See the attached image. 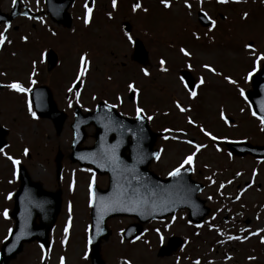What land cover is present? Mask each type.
Wrapping results in <instances>:
<instances>
[{"label": "rangeland", "instance_id": "1", "mask_svg": "<svg viewBox=\"0 0 264 264\" xmlns=\"http://www.w3.org/2000/svg\"><path fill=\"white\" fill-rule=\"evenodd\" d=\"M3 2H7V0ZM134 2L136 0H117V7L113 9L111 0H93L92 4L87 5L92 8L93 21L85 25L83 23L84 0H75L70 7L75 23L74 25L72 23L73 27L70 31H65L70 35V38L67 39L66 36L64 38L66 53H64L65 47L58 48L62 60L59 68L52 76H45L44 73L41 76V65L38 67L36 64V75L32 78L36 80V84L40 81L48 84L55 95L62 99L64 90L69 88L66 83L73 78V73L66 70L73 68L75 72L78 51L87 49L89 58H91V66L90 72L86 76V84L81 89V96L76 97L71 93L67 103L75 100L81 102L83 110H90L100 99L109 104L118 103L115 101V96L120 95L123 97L124 103L117 108L124 115L133 116L135 109L133 103L127 100L129 92L126 91V82L130 78L134 79L141 89L140 106H144L146 112L148 111L149 115L153 116L149 123L154 130H157V124L163 116L161 112L154 114L152 107L146 103L148 100L156 105V98H158L159 104L164 102L167 105L166 107L162 106L163 110L171 109L170 111H173L171 118H165L166 123L175 118L173 133L165 134V136L176 135L178 137L177 140L168 139V142L172 141L170 144L174 150L172 153L167 150L162 157L156 160L152 166L154 171L164 175L181 160L180 158L185 152L194 151L191 145L184 143L185 140L192 139L195 143H204L206 147L208 146L194 157L192 174H209L211 176L214 172H209L210 169L207 168L213 169L215 168L213 166H217L221 171L214 175V181L207 187L212 186V190H218L217 185L227 186L226 183H223L225 178L233 176V171L240 168L249 172L251 165L246 163L247 159L242 160L241 158L233 159L230 164L226 163V157L219 155L215 143L204 136L199 128L197 130V127L194 128L193 125H185V122L190 116L206 131L217 132V134L228 132L252 142L260 138L258 142L262 140V134L257 127L258 121L251 115L249 107L239 94V89L243 88L247 69L252 68V57L243 45L251 40L257 49V54L264 50V4L261 3V0H240L239 3L221 5L216 3V0H204L203 10L212 18L215 17L218 22L215 29L208 32V28L201 27L197 22L199 9L196 0H189V3L193 5L191 15L184 7V0H172L170 10L164 9L159 0H140L142 7L148 9L146 13L140 10L132 12L131 7ZM244 12L249 14L246 20L241 19ZM108 13L112 14L111 19H109ZM125 21L131 24L130 34L133 38H139L148 52L146 68L150 69V77H144L140 72L142 67L130 58L132 44H129L124 38V31L120 26ZM48 23L59 33L58 26L48 20L41 25L46 26ZM43 29L44 27L41 29V34L44 32ZM193 32L199 36V39L192 36ZM205 33L208 34L205 35ZM44 35L46 36V45L52 47L59 45L58 40L50 37L52 34L49 31ZM47 39L51 41L49 42ZM78 41H82V43H78ZM180 47L191 51L192 57L189 59L180 54L178 51ZM7 54L6 51L2 54L4 56L0 57V66H2L0 68L6 69L7 72L6 76H2L0 79L4 84L10 83L13 79H19L25 87H29L28 75L22 74L17 68L20 66L19 60L13 61L7 58ZM162 57L167 61L166 67L169 68L167 73L160 71L158 67V61ZM203 63L211 64L222 75L214 76L208 73L201 67ZM187 64H191V69L185 67ZM22 65L25 66V64ZM24 70L30 73L31 64H28ZM180 70H188L191 76H204L206 83L199 88L197 100H188L187 94L182 91L178 79ZM223 75L231 76L237 81V84L235 86L228 84L223 80ZM109 76L112 77L111 80H108ZM94 96L96 99H93ZM174 99H179L184 107L190 108L191 106V110L180 113L173 104ZM57 102L61 106L62 100H57ZM28 103L27 94L16 93L7 88L0 93V124L8 130L6 133L7 147H4V152L6 155L19 158L30 178L41 183L44 189L49 191L59 189L61 205L54 227L49 234V250H42L35 241L26 242L8 264H59L60 257H64L65 264H89V259L85 258V244L87 243L90 219V196L87 190H89L92 177L101 188L106 187L107 178L103 175H92L90 169L76 170L74 163H66L64 175L62 178H57L48 161L53 157V151L56 149L61 151L64 158L67 157V153L70 151L69 128L66 125L57 132L53 129L49 119L37 116L34 119L28 111ZM195 106L198 108L199 115L194 113ZM221 108L227 116L231 117V124H223L219 119ZM71 119L72 117L67 121ZM178 129L183 131H176ZM86 131L88 135L84 143L90 146L93 143V126L87 127ZM219 138L222 139V137ZM163 142L160 140V143ZM25 148L29 150V157L24 154ZM6 155L0 154V243L7 236L9 229L13 227V220H10L9 217L5 219L2 215L5 209L9 212L12 208V196L10 199L6 197L9 193H13L14 187L17 188L10 179L13 164L6 158ZM43 161L45 164L42 166L40 163ZM67 176L70 177L68 188H66L68 185ZM257 210L252 204L247 209L250 216L256 217L260 221L264 217V211L261 213V210L256 212ZM185 213V211H180L175 214V221L171 218L170 221L166 220L163 223L164 226L168 225L165 231L160 232L164 236V240L171 232L179 234L184 240L178 251L168 256L156 255L161 242L154 230L155 223L151 224L150 229L145 232L148 236L128 244L122 240L121 230L133 219L120 217L109 220L112 232L106 240L100 243V253L105 264H124L125 260L131 261V264H194L197 260L199 264H210L209 262L212 261H217L220 264L224 260L227 261L226 264H255L256 261H259V264H264V246L255 247L256 261L245 262L239 257L247 254L249 249H245L242 253L240 251L246 245L255 246L251 241L239 245L240 240L224 239L222 236L211 238L205 235L207 233L206 226L200 228V232L206 233L199 234L201 236L197 235L199 237L196 238L191 232L190 223L188 224L184 220ZM69 216L71 222L68 239L66 243H62L64 228L69 223ZM42 255L46 256L43 260L41 259ZM237 260L242 261L237 262Z\"/></svg>", "mask_w": 264, "mask_h": 264}, {"label": "water", "instance_id": "2", "mask_svg": "<svg viewBox=\"0 0 264 264\" xmlns=\"http://www.w3.org/2000/svg\"><path fill=\"white\" fill-rule=\"evenodd\" d=\"M72 0H49L52 5L51 15H59L55 20L69 25V17L65 12ZM48 2V0H47ZM57 4L62 5L58 14ZM198 19L202 25H208L207 20ZM125 31L130 30L128 23L123 24ZM133 59L145 63L147 51L139 39L134 40ZM49 68L54 64L52 52L48 55ZM185 76H189L183 72ZM252 89L246 92L253 110L258 116L264 115V64L251 78ZM31 98L34 104L38 105V96ZM48 92V91H47ZM49 93V92H48ZM49 97L46 103L50 104ZM54 113V108L50 107L49 112L42 111L41 115ZM85 123L95 125V144L87 148V164H91L97 171L108 173L109 187L106 190H99L94 187L92 200L91 217V253L90 257L93 264H102L99 256V243L101 232L106 230L105 221L108 217L117 215H135L138 220L146 221L151 218H160L168 213H173L177 208L187 207L188 216L193 221L199 222L207 213L206 208L201 207V203L194 199L195 191L190 190L184 184H181L179 178L170 177L162 180L152 174L147 165L153 157L155 150H151L157 134L153 133L146 122V119L138 120L123 117L113 108L105 106V103L97 104L93 112L84 116ZM79 122V119L77 120ZM84 122H79L82 125ZM6 130L0 127V147L5 144L4 136ZM77 137V136H76ZM113 146L115 150L113 152ZM125 149L129 150L127 155L123 154ZM244 151L252 152V148H244ZM133 178L136 185H133ZM29 184L35 185L34 190L29 188ZM42 194V195H40ZM178 194L176 198H170ZM168 195L165 200L164 197ZM103 198V199H102ZM15 205L11 215L15 218V228L9 239L3 244L0 252V264H7L17 252L20 251L23 241L39 239L46 242L48 229L51 227L54 217L58 212L59 198L58 193H47L41 190L39 185L31 183L28 178L21 177V185L14 196ZM137 201H147L142 205H137ZM167 201V202H166ZM36 202H42V207H36ZM167 206L168 210L163 211L161 206ZM135 207V211L125 209ZM200 209H202L200 211ZM34 216H39L40 224L33 223ZM136 226L135 231H139ZM180 243L178 238H172L168 249ZM164 253H168L165 250Z\"/></svg>", "mask_w": 264, "mask_h": 264}, {"label": "flooded vegetation", "instance_id": "3", "mask_svg": "<svg viewBox=\"0 0 264 264\" xmlns=\"http://www.w3.org/2000/svg\"><path fill=\"white\" fill-rule=\"evenodd\" d=\"M3 1L4 0H0V31L3 30L5 22L10 23L12 27L8 29L6 33L8 38L11 40V43L10 44L6 43L3 47H0L2 51L0 57H3L4 55L2 54L7 51L8 53L7 58L13 61L19 60L18 64L20 65V67H18V69L22 72V74L26 73V75H29V73L25 71L24 68L28 64H31L32 60H36L38 67L41 65L42 68L41 76H43V73L45 76H52V74L54 73L53 70H55L57 65L61 64L62 61L58 48L65 47L64 53H66L65 52L66 42L64 41V38L66 36V38L68 39L70 38V35L66 34L65 31L66 30L70 31L73 27L72 23L73 25L75 23V20L72 18V13L70 12V7L73 4V2L70 4L68 9L70 15V25L67 27L63 25L62 22L56 24L51 20L48 13L46 12L44 0H38V2L37 0H17L15 5H13L12 0H7V2H3ZM85 3L86 0H84V4ZM23 13H27V16H32L35 18L28 19L27 16L23 15ZM41 19H43L44 22H47L48 20L49 22H52V24L53 23L56 24L58 26L59 33L55 31V29H53L54 27L51 26L49 23L46 26L43 24L41 25L40 22ZM213 19L216 21L215 18ZM42 27H44L43 29L44 32L41 34ZM48 31L50 32V34H52L50 35L52 39L55 38V40H58L59 43L58 46L52 47L46 45L47 44L46 36L44 34H46V32ZM53 33H55V35H53ZM78 34L79 32L77 33V35ZM25 35L29 37V40L27 42H24L20 39L21 36H25ZM47 41L50 42L51 40L47 39ZM78 43H82V41H78ZM49 48L53 49L57 55L56 66L50 72L46 69L45 60L43 63H41L39 59V53ZM82 52H86V50L82 49L78 51V53H82ZM13 53H15L16 55L13 56ZM23 59H25L24 60L25 62L24 61L22 62ZM22 64H25V66H23ZM66 71L75 74L73 68L71 70H66ZM0 72L7 73L6 69L3 68L2 69L0 68ZM71 82L72 80L70 82H67L66 83L67 86H70ZM0 83H2L1 79H0ZM41 83L43 82H40L38 84ZM85 84H86V76L84 77V83L82 85L79 84V82H77L75 86L72 83V87H74L75 90L81 92V89H83L82 87H84ZM3 90H5V88L0 89V93ZM51 92L57 106H59L57 100H62V104L61 106H59L60 108L59 107L58 108L63 112H65L67 120L71 118L72 113L76 106H78L81 110L83 109L81 102L75 100L73 102L71 101V106H69V102L67 103V99L69 98L70 94L73 93L75 95V91L68 92L67 89L64 90V95L62 99L60 98V96H56L53 90H51ZM219 135L226 136L225 134H219ZM196 136L199 137L198 135ZM240 139H244V138H240ZM160 140L164 142L160 143ZM157 141H159V143H157L155 147H157L159 150L163 149V151L161 152V157L163 153H165L167 150L168 151L170 150L171 153L174 150V147L173 146L171 147L170 144L172 141L169 140L168 142V140H165L163 137L158 139ZM217 143L221 145L223 151L218 153L219 155L226 157L225 158L226 163L230 164L233 161V159L237 160V158H241L242 160L247 159L246 163L250 164L251 168L249 169V172H247V170L243 168L233 171L234 173L233 176H228L223 180V183H226L227 186L221 188L220 185H217L218 190H212V186L207 187V185L211 184L214 181V175H216V173L218 174L219 171H221V169H218L217 166H213L215 167L213 169H211V167L207 168L210 169L209 172L211 171L214 172L211 176L209 174H203V175L197 173L192 174L193 178L197 182L203 184V188L198 195L201 199L204 200V203L208 207L209 212L207 217L204 218L200 224H191L190 229L193 236H195L196 238L201 236L199 234L206 233V232H200V228L202 226H206L207 233L205 235H208L211 238L222 236L224 239H227L230 236L231 237L239 236L241 237L239 245L246 244L247 242L251 241L255 246H250V245L244 246V249H242L240 253H242V251H244L245 249H249V250L247 254L240 255L239 258L244 260L245 262L246 261L254 262L256 261L255 256L257 255L255 253L256 252L255 247L258 245L264 246V244L260 242L261 236H264V217L261 218L263 220L260 219L259 221L257 220L258 218L250 216L247 209L250 208L252 204L255 206L256 209H258L256 212L261 210L262 213V211H264V170H263L264 158L256 159L248 155L239 157L238 155H234L231 152H229L228 149L224 147L222 142H217ZM252 143H257V142H252ZM229 153H231V157H229ZM197 155L199 154L197 153ZM26 156L29 157L30 154L28 153ZM183 157L184 155L181 156V158ZM155 161L156 159L152 162L151 168H153L152 166L155 163ZM179 162L180 160L174 164V167H176ZM66 163H68V157L64 158L63 154L59 149L53 151V157L48 161V164L53 169L55 176L57 171L60 174V176L64 175ZM42 164H45V162L43 161L42 163H40V165ZM173 168H171L170 170H172ZM238 172L241 173L240 176L236 175V173ZM254 172L255 175L253 174ZM229 181H231V183H228ZM237 197H239V199H237ZM166 219L157 221L156 228L154 230L159 229L160 232L165 231L164 224L160 222H164L166 221ZM197 225L200 226L197 227ZM258 229L261 230L258 235H249V232H257ZM171 234L173 235L174 232H171ZM246 236L248 238L244 239V237ZM249 257H254V259H249ZM242 260H237V262ZM226 262L227 261L224 260L220 264H226ZM209 263L219 264L217 263V261H212ZM255 264H259V261H256Z\"/></svg>", "mask_w": 264, "mask_h": 264}, {"label": "snow or ice", "instance_id": "4", "mask_svg": "<svg viewBox=\"0 0 264 264\" xmlns=\"http://www.w3.org/2000/svg\"><path fill=\"white\" fill-rule=\"evenodd\" d=\"M17 2V0H12L13 5H15V3ZM38 2V0H37ZM240 0H216V3L221 4V5H226L229 3H239ZM160 5L166 9V10H170L172 8V0H159ZM203 3L204 0H196V4L198 6L199 12H200V18L202 20H207L208 22V32H212L215 27H216V21L207 13L203 10ZM261 3L264 4V0H261ZM111 4H112V8L115 9L117 7V0H111ZM184 7L186 9H188V14L191 15V9L193 7V5L191 3H189V0H184ZM132 12H137L138 10L143 11V12H147L148 9L147 8H143L140 0H136V2H134L132 4L131 7ZM91 13H92V8L87 6V0L85 3V15L83 18V23L85 25H88L90 23V18H91ZM23 15L27 16V13H23ZM248 12H244L241 15V19L242 20H246L248 18ZM108 17L109 19L112 18V14L108 13ZM28 19H34L35 17L32 16H27ZM41 23H44L43 19L40 20ZM12 27V25L8 22L4 23V28L2 31H0V47H3L6 43L10 44L11 40L8 38L7 36V31L8 29H10ZM208 33H205V35H207ZM53 35H55V33H53ZM123 36L124 38L127 40V42L129 44L134 43V38L133 36L128 32V31H124L123 32ZM192 36L195 39H199V36L193 32ZM20 39L24 42H27L29 40L28 36H21ZM244 49L248 51L249 55L252 57V69L251 71L247 72L246 75L244 76V80L248 81L249 79L252 78V76L258 71V69L261 67L262 64H264V50H261L258 54H257V49L255 47V45L249 41L247 43H245L243 45ZM179 53L182 54L185 58H191L193 53L191 51H189L187 48L185 47H180L178 49ZM46 52L42 51L39 53V59L40 62L43 63L45 58H46ZM16 54L13 53V56H15ZM36 64L37 61L36 60H32L31 61V72L28 75V83L29 85H34L36 84V80L33 79L32 77L36 75ZM167 61L162 57L159 59L158 61V67L159 70L162 72L167 73L169 71V68L166 67ZM90 66H91V60L89 58V54L87 52H82L79 56V66L78 69L75 73V79L73 81V85L75 86L77 84V82H79V84H83L84 83V77L90 72ZM185 67H188L189 69H191V64H187L185 65ZM201 67L206 70L208 73L214 75V76H221L222 73L217 71V69L215 67H213L211 64L209 63H203L201 65ZM140 72L143 74L144 77H150L151 76V72L149 68L146 67H142L140 68ZM6 73L4 72H0V77L5 76ZM112 77L109 76L108 80H111ZM179 82L180 85L183 87V89H185V91L187 92V98L189 100L195 99L198 96V89L201 88L202 86L205 85L206 81L204 76H199L197 77V79L193 82H191V84L185 80V78L183 76H180L179 78ZM223 80L226 81L228 84L231 85H236L237 81L233 78H231V76L229 75H223ZM0 87H4L7 89H10L13 92L16 93H23V94H27L31 91L30 87H25L24 83H22L19 79H13L10 83L4 84V85H0ZM68 92H73L75 91V95L76 97H79L81 95L80 91L75 90L74 87H69L67 89ZM126 91L130 92L132 94V96L130 97V99L132 100L134 109H135V113H136V118L138 120H143V119H147V120H152L153 116L151 115H146V110L144 107L140 106V96H141V89L138 87V85L133 81V82H129L126 84ZM239 94L241 97H245V91L243 88L239 89ZM246 98V97H245ZM93 99H96V97L94 96ZM115 101L118 103H123V97L120 95L115 96ZM106 107L109 108H116L118 107V103H112L111 105H108L107 101L104 102ZM173 104L175 106V108L180 112V113H186L188 111H190V108L184 107L182 105V102L179 99H174L173 100ZM69 106H71V102H69ZM28 111L29 113L32 115V117L35 119L36 118V114L35 112L32 111V106L31 103H28ZM241 111H243V109H241ZM262 111H264V109H262ZM165 115H167V113H164ZM252 116L256 117L257 113L255 111H253L251 113ZM259 119V122L262 126L261 130L264 131V115L257 117ZM219 119L221 121H223L224 124L228 125L230 123V118L225 114V111L221 108L219 110ZM187 123L189 125H194V126H198L195 125L194 120L189 116L187 119ZM200 132L203 133L204 136L208 137L210 140L212 141H216L217 139H219V137H217L216 135H213L210 131H206L204 127L202 126H198ZM166 133H173V129L171 128H165L163 130ZM176 131H183L182 129H178ZM165 140L168 139H172V140H177L178 137L176 135H171V136H164L163 137ZM184 143H187L189 145H191L194 148V151H191L188 155H186L181 162H179L177 164L176 167H174L171 171L168 172V176L169 177H178L181 175V171L185 168V165H192L194 162V157L196 156V154L203 148L206 147V145L204 143H195L192 139H187L184 141ZM115 150V146H113V152ZM217 151H220V148L217 147L216 149ZM28 148L24 149V154L27 155L28 154ZM163 151V149H160L156 152H154L152 155L153 157H155L156 159L160 158L161 152ZM0 154H5L4 152V148L0 147ZM229 157H231V153H229ZM6 158L11 161V163L13 164V166H16L20 163L19 160L14 159L12 156L6 155ZM83 158V157H82ZM15 175V172L13 173ZM255 175V172L253 173ZM237 176H240L241 173H236ZM228 183H231V181H229ZM250 186V185H249ZM221 188L224 187L223 184L220 185ZM92 184H89V204L90 206H94V201L92 200ZM12 196L11 193L8 194V196L6 197L7 199H10ZM103 199V198H102ZM210 199V198H209ZM237 199H239V197H237ZM137 205H142L143 203H147V201H137L136 202ZM36 207H42V202H36ZM163 211H167L168 208L167 206L162 205L161 206ZM127 211H135L136 208L135 207H130L125 209ZM2 215L4 216L5 219L8 218V210L5 209L4 212L2 213ZM172 220L175 221L176 217L173 216ZM70 222H71V217L69 216V223L66 224L65 228H64V241H62V243H66L67 239H68V233H69V227H70ZM200 225H197V227H199ZM168 225H165V228H167ZM11 229H9V233H11ZM147 231V230H145ZM157 232V235L159 236L160 242L163 243L164 242V236L160 234V230L156 229L155 230ZM261 230L258 229L257 232H249V235H258L259 232ZM248 237H244V239H247ZM5 239H7V237H5ZM137 239H139V237H137ZM228 239H235V240H240L241 237L239 236H235V237H228ZM260 242L262 244H264V236H261L260 238ZM87 243L90 245L92 243L91 238H89V240L87 241ZM145 243H148V241H145ZM185 243H187V241H185ZM41 249H44V245H40ZM87 251H85V258H87ZM46 256L42 255L41 259H45ZM227 258V257H226ZM249 259H254V257H249ZM59 264H65V260L64 257H60V261ZM124 264H131V261L129 260H125ZM194 264H199V261H195Z\"/></svg>", "mask_w": 264, "mask_h": 264}]
</instances>
